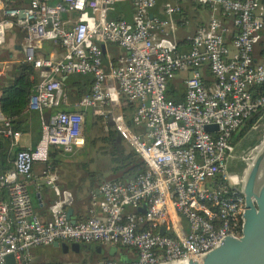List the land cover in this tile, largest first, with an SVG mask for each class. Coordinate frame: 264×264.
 Returning <instances> with one entry per match:
<instances>
[{"label":"built area","instance_id":"built-area-1","mask_svg":"<svg viewBox=\"0 0 264 264\" xmlns=\"http://www.w3.org/2000/svg\"><path fill=\"white\" fill-rule=\"evenodd\" d=\"M123 1L32 0L25 8H4L0 47L17 26L23 58L39 73L29 107L42 115L43 131L36 147L15 153L13 168H0V264L9 255L13 264H45L40 248L66 240L137 252L134 260L101 264L172 263L197 259L225 238L242 235L244 176L232 173L229 163L237 145L233 135L244 120L257 110L264 119V60L253 55L264 37V0H191L221 16L199 26L188 51L178 45L180 0H132L131 19L108 18ZM158 6L166 17L153 14ZM67 12L73 17L65 18ZM46 40L60 44L63 53L42 55ZM110 44L123 50L117 58ZM205 66L211 81L203 77ZM74 73L93 79L77 106L111 120L149 168L129 182H103L100 200L76 223L68 218L72 193L59 169L46 165L37 184L54 192L49 219L36 212L29 191L35 163H46L52 147L73 153L86 144L82 112L55 111L44 119L67 103L61 79ZM181 75L186 91L177 102L168 90ZM123 97L136 103L131 123ZM209 125L217 129L209 131ZM0 133L15 145L21 136L1 108ZM249 158L248 151L241 155L245 164Z\"/></svg>","mask_w":264,"mask_h":264},{"label":"trees","instance_id":"trees-1","mask_svg":"<svg viewBox=\"0 0 264 264\" xmlns=\"http://www.w3.org/2000/svg\"><path fill=\"white\" fill-rule=\"evenodd\" d=\"M31 1L32 0H3L4 7L0 10V16L6 7L25 8ZM133 13V1L125 0L115 5L114 9L109 12L108 18L131 19ZM13 31L18 38H22V32L17 26L14 27ZM178 42L180 51L189 50L190 41L180 40ZM110 48L114 51L116 46L110 44ZM253 55L256 62L264 60V37L255 46ZM203 77L207 81L213 80L208 66L203 68ZM61 81L68 102L62 103L59 107L52 110L53 112H82L85 116L84 127L86 144L82 149H78L68 155L59 154V151H53L52 147L45 166L51 165L53 168L60 170V175L66 184V188L72 193V203L70 207L89 206L90 210L92 201L94 199L97 200L96 191L103 182L106 180L129 182L139 175L146 173L149 168L140 154L135 150L132 144L120 134L111 120L97 115L93 108L77 106L80 99L91 90L93 82L91 75L74 73L66 76V78H62ZM38 82L39 73L33 64L25 61L24 58L12 63L6 72L0 76V108L4 116L9 119L10 126L14 131L32 134L35 137L40 135L42 137V115L39 111L32 110L29 107L30 97L34 93V89ZM177 83V86L171 83V87L168 90V97L178 102L184 98L186 87L183 78L179 79ZM122 105L124 114L131 123L132 115L136 109V103L130 101L127 97H123ZM262 116L263 111L261 110H257L248 116L234 133L232 143L236 145L247 134L252 135V133H254L252 131L254 125L262 119ZM254 141L255 140L248 141V143L253 142L254 144ZM92 148L96 151L101 150L107 155V165L105 167L99 164L95 170H90L89 162H83L81 160L80 157L88 154L89 150ZM20 149L21 148L14 144L12 138L6 137L3 133H0V168L2 172H6L13 168L15 153ZM69 160H72L75 164V170L72 173L66 172L65 170L66 166L70 163ZM84 219L86 218L83 216L78 220ZM71 242L73 241H61V243ZM115 246L120 250L130 249V247L126 246ZM60 247L61 246L55 248L59 249ZM88 251H92L93 254L91 256L87 254L88 256L86 258L80 256L78 258V263H73L58 253L56 257L50 258L46 252L41 250L45 264H101L105 261H118L115 257L108 256L102 251L99 252L92 248L84 252Z\"/></svg>","mask_w":264,"mask_h":264},{"label":"crops","instance_id":"crops-1","mask_svg":"<svg viewBox=\"0 0 264 264\" xmlns=\"http://www.w3.org/2000/svg\"><path fill=\"white\" fill-rule=\"evenodd\" d=\"M49 2V0H48ZM180 5L182 8V12L177 16L179 19L178 28H177V37L178 41L182 40H190V37L194 35L196 30L201 25L207 24L211 17L213 15L221 16V12L219 10H212L209 7L201 6L199 4L194 3L191 0H180ZM4 7L3 0H0V10ZM67 17H73L74 13H66ZM153 14L158 17H166L162 7L158 6L153 9ZM3 16V12L1 13L0 18ZM65 17V16H64ZM65 17V18H67ZM21 39L18 38V36L14 33L13 30L9 31V35L7 37V43L0 47V76L6 72V70L12 65V63L19 61L23 58V51L20 46ZM44 49L41 52L42 55H49L53 54L55 56H60L63 53V48L60 44L54 43L51 40H46L44 43ZM116 48L114 51L111 49L112 55L117 58V56L123 52L121 47L114 44ZM183 75L180 77H177L175 80H173V84L177 86V82L179 79H182ZM66 78V77H65ZM68 102V101H67ZM69 105V104H67ZM57 108V107H55ZM53 108V110L55 109ZM53 110H49L53 112ZM20 132V131H19ZM21 133L20 138L18 141H16V144L19 148H34L39 143L41 136H34L32 134L28 133ZM82 149V148H80ZM59 151V154H70L64 152L61 148L53 147V151ZM78 150V149H76ZM75 150V151H76ZM69 164L66 166L65 170L69 173L74 172L75 170V164L72 160H69ZM45 168L44 162H36L34 165L33 175L34 180L29 186V191L32 198V203L34 206V209L37 210V213L43 218V219H49L51 217L50 213V204L52 203V200H54L55 195L54 192L49 187H42L41 189L37 187L38 181L41 179L42 171ZM99 189V188H98ZM97 189V200H100L101 195L99 194ZM97 207V206H96ZM70 208V206H69ZM74 210V216L75 219L78 220L80 217L87 218L90 214L89 206H71ZM97 212L99 211V208L97 207L95 209ZM88 249H95L96 251H102L106 255H110L115 257L118 261H131L137 258V252L136 250L130 248V249H123L120 250L116 248V246L113 245H106V244H87ZM86 250V249H85ZM89 254L90 256L93 254L92 251L85 252ZM82 258H85L81 256Z\"/></svg>","mask_w":264,"mask_h":264},{"label":"water","instance_id":"water-1","mask_svg":"<svg viewBox=\"0 0 264 264\" xmlns=\"http://www.w3.org/2000/svg\"><path fill=\"white\" fill-rule=\"evenodd\" d=\"M20 17L24 18L23 10ZM115 109L117 112L120 111L118 100L115 101ZM51 113V111H47L44 114L46 123L49 121ZM262 127H264V119L254 125L252 131L255 134L258 132L259 136L255 139L254 144L246 150L249 152L250 158L246 161L243 169V191L247 209L242 235L225 238L218 247L197 259L161 264H264V128ZM213 129H217V126H207V130ZM68 218L72 223L77 221L71 207L68 209ZM164 232L165 227L161 229V233ZM53 246L66 248V243L56 241ZM88 247L90 246L86 244L85 248L88 249ZM12 261L13 256L9 255L7 264H11Z\"/></svg>","mask_w":264,"mask_h":264},{"label":"rangeland","instance_id":"rangeland-1","mask_svg":"<svg viewBox=\"0 0 264 264\" xmlns=\"http://www.w3.org/2000/svg\"><path fill=\"white\" fill-rule=\"evenodd\" d=\"M49 3L50 4H55L56 3V0H50ZM115 5H114V7H115ZM66 15L67 14L65 13L64 16L67 17ZM131 128H132L133 131H135V128H133L132 126H131ZM262 128H264V127H262ZM84 129H85V127H84ZM263 133H264V129H263ZM258 136H259V133L258 132H256V134L255 133H252V135H250V134L248 135L247 134L246 136H244L242 138V140H240L239 143L242 144V143H245L246 142L244 144L245 147L252 146L253 145V142L252 143L251 142L248 143V141H253V140L257 139ZM239 150L241 151V150H244V149H240L239 148ZM80 158H81V160L83 162H89V169L90 170H95L96 167L99 164L102 165V166H104V167L107 165V155L104 154L101 150L96 151L94 148H92L91 150H89V153L88 154H86L85 156H81ZM81 244L84 245V246H82ZM81 244L79 245L78 242H71V243H66V248L64 246H61L59 249H57V248L53 247L52 245H48V246H43L40 249L42 251L46 252V254L49 255L50 258L56 257L57 256V253H58L62 257H65V259H67L69 261H72L73 263H78V261H79L78 258L80 256H83L85 258L88 256V255H85L86 253L84 252V251L87 250L85 248L86 243H81ZM95 245H97V244H95ZM43 261H44V259H43Z\"/></svg>","mask_w":264,"mask_h":264},{"label":"flooded vegetation","instance_id":"flooded-vegetation-1","mask_svg":"<svg viewBox=\"0 0 264 264\" xmlns=\"http://www.w3.org/2000/svg\"><path fill=\"white\" fill-rule=\"evenodd\" d=\"M246 143V142H245ZM245 143H239L235 147V151L233 152V156L230 158L229 163V169L232 173H235L237 175H241L243 172V169L245 167L244 161L241 160V155L248 149V147H245ZM244 149V150H239ZM242 152V153H241Z\"/></svg>","mask_w":264,"mask_h":264},{"label":"bare ground","instance_id":"bare-ground-1","mask_svg":"<svg viewBox=\"0 0 264 264\" xmlns=\"http://www.w3.org/2000/svg\"><path fill=\"white\" fill-rule=\"evenodd\" d=\"M263 181H264V176H263Z\"/></svg>","mask_w":264,"mask_h":264}]
</instances>
